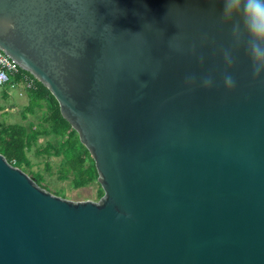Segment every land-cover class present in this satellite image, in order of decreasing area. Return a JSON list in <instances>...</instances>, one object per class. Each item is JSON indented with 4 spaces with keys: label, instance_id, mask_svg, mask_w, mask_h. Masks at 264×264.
I'll use <instances>...</instances> for the list:
<instances>
[{
    "label": "water",
    "instance_id": "obj_1",
    "mask_svg": "<svg viewBox=\"0 0 264 264\" xmlns=\"http://www.w3.org/2000/svg\"><path fill=\"white\" fill-rule=\"evenodd\" d=\"M221 9L0 0V49L54 96L102 190L59 196L0 153V264H264V73Z\"/></svg>",
    "mask_w": 264,
    "mask_h": 264
},
{
    "label": "trees",
    "instance_id": "obj_2",
    "mask_svg": "<svg viewBox=\"0 0 264 264\" xmlns=\"http://www.w3.org/2000/svg\"><path fill=\"white\" fill-rule=\"evenodd\" d=\"M12 80L24 87L28 94V103L25 108L28 112H34V107L42 109L41 128H31L27 132L22 124L4 123L0 121V153L11 164L21 169H26L37 184L41 185L42 176L38 172L29 169L30 161L27 152L35 147L34 144L39 135L52 134L51 142L35 147V152L46 155H61V174L71 173V184L78 188L90 183L96 184L95 199L102 190L96 181V170L93 160L78 135L70 124L61 116L58 103L46 86L34 78L29 72L19 69ZM30 80L31 86L25 87L24 82ZM38 126V125H37ZM55 140V142H54Z\"/></svg>",
    "mask_w": 264,
    "mask_h": 264
},
{
    "label": "rangeland",
    "instance_id": "obj_3",
    "mask_svg": "<svg viewBox=\"0 0 264 264\" xmlns=\"http://www.w3.org/2000/svg\"><path fill=\"white\" fill-rule=\"evenodd\" d=\"M28 103V94L20 84L11 85L10 82L0 84V121L6 124L16 123L26 127L27 132L31 128H37L41 124L42 109L35 108L34 112H28L25 106ZM42 123V122H41ZM38 125V126H37ZM53 135H39L34 144L40 147L51 142ZM55 142V140H54ZM32 147L28 152L32 172H38L42 176L41 185L51 193L57 194L73 200L93 199L95 200L96 184L75 188L72 186L70 178L71 173L61 174L62 162L61 155L43 154L35 152ZM23 170V169H22ZM24 172H28L26 169Z\"/></svg>",
    "mask_w": 264,
    "mask_h": 264
},
{
    "label": "clouds",
    "instance_id": "obj_4",
    "mask_svg": "<svg viewBox=\"0 0 264 264\" xmlns=\"http://www.w3.org/2000/svg\"><path fill=\"white\" fill-rule=\"evenodd\" d=\"M221 19L233 21L231 35L236 38L248 57L252 69L253 79L264 73V0H221ZM235 18V19H234ZM223 58L228 65L234 63L232 51L224 50ZM203 62V57L200 58ZM196 83L195 76L185 78L186 85ZM213 84L211 76L204 77L200 85L209 88ZM223 85L231 90L235 87V80L230 74L223 77Z\"/></svg>",
    "mask_w": 264,
    "mask_h": 264
},
{
    "label": "built area",
    "instance_id": "obj_5",
    "mask_svg": "<svg viewBox=\"0 0 264 264\" xmlns=\"http://www.w3.org/2000/svg\"><path fill=\"white\" fill-rule=\"evenodd\" d=\"M19 69L20 67L0 49V84L6 82H10L11 85L17 84L12 80V77L19 72ZM23 84L25 87H30L31 81L28 80Z\"/></svg>",
    "mask_w": 264,
    "mask_h": 264
}]
</instances>
